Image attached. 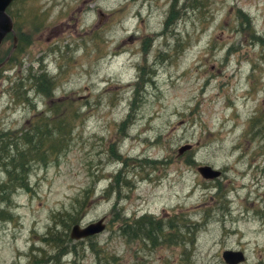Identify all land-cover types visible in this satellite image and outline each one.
Wrapping results in <instances>:
<instances>
[{
	"label": "rangeland",
	"instance_id": "obj_1",
	"mask_svg": "<svg viewBox=\"0 0 264 264\" xmlns=\"http://www.w3.org/2000/svg\"><path fill=\"white\" fill-rule=\"evenodd\" d=\"M45 23L0 69V264H264V0H55Z\"/></svg>",
	"mask_w": 264,
	"mask_h": 264
},
{
	"label": "water",
	"instance_id": "obj_2",
	"mask_svg": "<svg viewBox=\"0 0 264 264\" xmlns=\"http://www.w3.org/2000/svg\"><path fill=\"white\" fill-rule=\"evenodd\" d=\"M14 0H0V47L4 40L10 33L14 34V22L11 16L7 13L9 6ZM15 45L11 51H14L17 44V37H14ZM10 53V54H11ZM11 56V55H10ZM10 56L2 63H0V69L8 62ZM193 148L192 145L187 144L179 148L178 153L180 155ZM198 172L205 179H217L221 176V172L213 169L211 166L205 165L198 167ZM106 230L105 218L88 224L85 227L77 224L73 226L71 230V238L73 240H81L89 237L97 236ZM223 260L226 264H242L246 262L247 257L241 250H225L222 254Z\"/></svg>",
	"mask_w": 264,
	"mask_h": 264
},
{
	"label": "flooded vegetation",
	"instance_id": "obj_3",
	"mask_svg": "<svg viewBox=\"0 0 264 264\" xmlns=\"http://www.w3.org/2000/svg\"><path fill=\"white\" fill-rule=\"evenodd\" d=\"M47 1L48 3L45 4V8L42 6H39L40 0H21V19H22V31L20 35L17 33V21L15 20L14 16H12V19L14 21V32L18 39L19 46L20 43V36H25L29 39V43H32V39H34L35 35H38L39 33H46V29L49 26V23L41 25L40 24V18L42 17V14L47 11L50 12V9H53L55 11V0H42V2ZM17 0H14L13 4H15ZM45 10V11H43ZM44 33V34H45ZM13 36V35H11ZM52 36L55 38V14H54V23L52 25ZM41 38H44V35L40 36ZM18 48V47H16ZM17 51V50H16Z\"/></svg>",
	"mask_w": 264,
	"mask_h": 264
},
{
	"label": "trees",
	"instance_id": "obj_4",
	"mask_svg": "<svg viewBox=\"0 0 264 264\" xmlns=\"http://www.w3.org/2000/svg\"><path fill=\"white\" fill-rule=\"evenodd\" d=\"M21 45H22V42L20 40V43H19V46H18L17 50L21 48ZM45 76L48 77V75L42 73V75H40L39 79H43V80L46 81L47 77H45ZM37 85H39V84L37 83ZM38 92H42V91L38 89ZM45 93H47V91ZM48 94L50 95L51 91ZM62 123H63V119L62 120L60 119L59 124H57L56 121H55V127L57 128L58 126H61ZM61 130H63V129L61 128ZM40 133L41 132L38 131L36 135H39ZM58 133L61 134L62 131L55 130V134H58ZM42 136H43V140H44L47 135L46 134H42ZM65 136H66V134H65ZM3 137H5V136H3ZM63 142H64L63 138H59V140L57 142H55V149L57 148L58 145H60ZM20 159H21L22 165H10V164H8V166H11V170H13L19 176L23 177L24 173L28 174V172L26 171V159H27L26 154L25 153H21L20 154ZM13 161L15 162L14 159H13ZM10 181H11V179H10ZM22 181H24V184L26 183V185L23 184V186L21 188H28V184L26 182L25 177H23ZM11 183H12V181H11ZM154 229H155L154 220L152 218L144 217V218H141L140 220L127 221L125 223L124 227H123V232H124L125 235L127 233L130 236H133L134 238H137L138 236H140V234H139V232H140L141 235H142V238L150 240L151 233H153Z\"/></svg>",
	"mask_w": 264,
	"mask_h": 264
},
{
	"label": "bare ground",
	"instance_id": "obj_5",
	"mask_svg": "<svg viewBox=\"0 0 264 264\" xmlns=\"http://www.w3.org/2000/svg\"><path fill=\"white\" fill-rule=\"evenodd\" d=\"M121 165V164H120ZM116 175V174H115ZM186 220V219H185ZM188 227V226H187ZM91 239H92V237H91ZM175 240V239H174ZM193 240V239H192ZM184 241V240H183ZM188 241V240H187ZM185 244V243H184ZM188 244V243H187ZM150 245V244H149ZM189 245V244H188ZM148 246V245H147ZM186 247H188V246H186Z\"/></svg>",
	"mask_w": 264,
	"mask_h": 264
}]
</instances>
